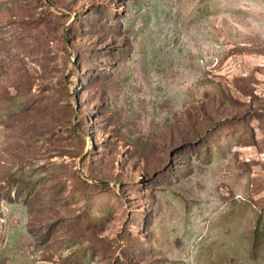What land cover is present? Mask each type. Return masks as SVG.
<instances>
[{
	"label": "rangeland",
	"instance_id": "1",
	"mask_svg": "<svg viewBox=\"0 0 264 264\" xmlns=\"http://www.w3.org/2000/svg\"><path fill=\"white\" fill-rule=\"evenodd\" d=\"M0 264H264V0H0Z\"/></svg>",
	"mask_w": 264,
	"mask_h": 264
},
{
	"label": "trees",
	"instance_id": "2",
	"mask_svg": "<svg viewBox=\"0 0 264 264\" xmlns=\"http://www.w3.org/2000/svg\"><path fill=\"white\" fill-rule=\"evenodd\" d=\"M263 229L257 228V230L254 231V237H253V242H252V247L253 249H258L262 243V236H263Z\"/></svg>",
	"mask_w": 264,
	"mask_h": 264
}]
</instances>
